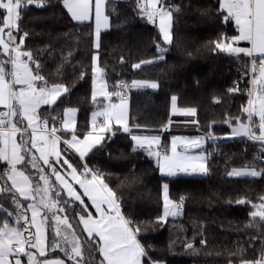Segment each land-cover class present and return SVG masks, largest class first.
I'll return each instance as SVG.
<instances>
[{"label":"snow or ice","instance_id":"6c2138e0","mask_svg":"<svg viewBox=\"0 0 264 264\" xmlns=\"http://www.w3.org/2000/svg\"><path fill=\"white\" fill-rule=\"evenodd\" d=\"M49 2L0 0V10L3 12L0 18V55L7 56V60H0V105L7 109L0 111V162L6 165L0 168V264H22L25 257L26 264H65V260L59 258L38 259V256L45 257L47 250L57 249L71 264H161L151 255L152 246L143 243L141 236L151 227L166 224L169 217L181 216L185 197L181 196L179 201L170 198L169 185L164 183L163 214L151 225L136 221L122 211L120 198L105 183L100 171L89 168L87 163H77L70 150H74L83 161L98 145L102 146V142L110 138L107 134L115 135L120 131L114 128V124H117L131 136L133 151L143 149L156 158L162 175L175 176L178 172L206 175L211 153L205 155L202 144L205 139L215 140L216 137L212 132L194 139L174 136L168 148L161 144L159 135L133 134L126 119L124 89H157L159 84L149 80H132L130 84L122 81L113 86V91H109L105 69L98 64V52L93 55L91 66V100L97 105L91 114V130L80 138L76 107H66L62 114H41L39 109L42 105L52 108L61 96L70 94L72 89L64 83L50 82L41 74L38 60L31 51L23 48L28 32L19 36V43L16 41L21 31L22 13L30 6L43 8ZM60 2L70 18L78 24L94 22V46L99 50L101 32L110 27V17L116 12L115 4L119 0ZM218 3L219 11L224 14V22L234 21L238 34L230 37L221 34L211 42L212 50L237 58L243 54L250 61L251 73V89L247 90L249 99L241 107L246 119L228 117L225 122L231 127V137H246L259 142L260 152L254 160L260 161L264 159V0H218ZM135 4L142 18L152 24L158 21L163 42L172 44L173 15L180 13L183 5L169 4L167 0H135ZM241 41L251 46H238ZM156 49L157 57L142 60L133 67L139 69L142 64L163 61L168 48L157 42ZM70 57L71 53L65 59ZM8 65L11 66L10 71ZM87 74V70L82 71L79 79H84ZM228 91L237 92L240 89L234 85ZM113 97L119 98L120 103L112 102ZM171 107L173 115H196L195 108L177 107L176 95L171 97ZM256 117L258 121L254 119ZM50 120L52 126L49 128ZM233 121L236 124L234 127ZM66 134H70V138ZM61 143L65 145L64 148L59 147ZM192 149H201V152L193 155L190 152ZM35 153H39V156ZM81 168L82 171L79 170ZM227 175L261 177L264 176V168L258 170L254 165L246 164L243 168H233ZM53 176L55 181L51 179ZM66 177H70L72 182ZM73 184L79 185L83 193H79ZM82 196L91 201L96 216L88 211ZM259 200V203L248 199L235 201L237 204H251L253 223L248 227H259L255 223L257 219L264 222V196ZM75 202H79V212L72 207ZM81 224L82 228L79 227ZM254 240L251 239L250 243H254ZM201 244H206V241L201 240ZM185 246L196 251L192 243ZM237 251L240 254L239 264H264V239H261L259 256L255 259H245L243 248Z\"/></svg>","mask_w":264,"mask_h":264},{"label":"trees","instance_id":"16d2710c","mask_svg":"<svg viewBox=\"0 0 264 264\" xmlns=\"http://www.w3.org/2000/svg\"><path fill=\"white\" fill-rule=\"evenodd\" d=\"M167 3L183 5L182 11L173 15L170 45L163 42L158 22L149 23L138 15L135 0H119L115 4L110 27L101 32L99 50L94 46L93 23L73 21L60 0H50L43 8L33 5L24 11L17 38L28 32L23 48L38 60L41 74L50 82L64 83L72 89L52 108L42 106L40 113L56 115L62 114L66 107H76L80 134L90 129L91 114L97 109L91 100L92 57L97 52L111 91L121 79L159 84L157 89H131L130 124L134 132H162L172 120L173 95L177 96L178 106L196 109L201 132H212L216 137L207 140L205 151L211 155L209 172L204 176L162 175L154 157L143 149L133 151L131 136L119 127L115 128L120 131L107 134L110 138L83 161L73 150L71 155L77 163H87L91 169L100 171L105 183L120 198L122 211L136 221L151 225L163 214L162 186L166 182L172 199L179 201L181 196L185 197L181 216L169 217L166 224L151 227L142 234V242L153 248L154 259L165 264H239L238 248L244 249L245 259H255L264 239V222L257 219L259 227H248L253 223L251 204L235 203L237 199L259 203L264 196V176L227 175L233 168L246 164L258 170L264 168V159L254 160L260 152L259 142L231 137V127L225 122L228 117L246 119L241 107L249 99V83L246 80L239 85L237 92L228 89L237 85L240 68L248 69L250 61L243 54L237 58L212 50L211 42L221 34L229 37L238 34L234 21L224 22L218 0H167ZM2 15L0 10V18ZM157 42L168 48L165 59L134 68V64L158 56ZM69 53L71 57L66 60ZM85 70L88 74L79 79ZM3 167L0 162V168ZM77 205L75 202L73 208L79 212ZM253 238L254 243H250ZM201 240L206 244H201ZM187 243H192L196 251L188 249ZM49 254L64 256L59 250Z\"/></svg>","mask_w":264,"mask_h":264},{"label":"crops","instance_id":"0c3cea01","mask_svg":"<svg viewBox=\"0 0 264 264\" xmlns=\"http://www.w3.org/2000/svg\"><path fill=\"white\" fill-rule=\"evenodd\" d=\"M173 20H174V16H173ZM158 22V21H157ZM172 27H173V24H172ZM171 33H172V28H171ZM246 46L250 47L251 45L250 44H247ZM97 54V53H95ZM98 64H99V61H98ZM32 66V65H31ZM100 66V65H99ZM11 70V66L9 65V71ZM106 80V79H105ZM151 81V80H149ZM107 82V81H106ZM153 82H157V81H153ZM108 84V83H107ZM18 87V86H17ZM109 88V87H108ZM112 102L114 103H117L119 104L120 103V99L117 98V97H113V100ZM105 103H108L107 101H105ZM124 105H125V108H126V119H127V123L129 125V127L132 129V132L133 134H137V135H159L160 138H161V144L164 145L165 147H168L170 148V144H171V140H172V137L174 136H178V137H187L189 139H194V138H197V137H200V136H206V134L202 133L201 132V129H200V126H199V122H198V119H197V111H196V115L195 116H184V115H179V114H176V115H173L172 116V120H171V124H168L162 132H154V133H146V132H134L133 131V128L130 124V100H127V99H124ZM44 106V105H42ZM41 106V107H42ZM2 108H4L2 105L0 106ZM40 107V109H41ZM177 107L179 108H185V107H180L177 105ZM192 108V107H191ZM40 109H39V112H40ZM78 119V111L76 113V121ZM98 119H102V118H98ZM192 121H196L197 123H192ZM25 124H26V121H25ZM52 126V123L49 121V128ZM59 126V125H58ZM115 127H119L122 129V127L120 125H117V124H114V128ZM91 130V127L88 131ZM31 130H29L30 132ZM79 133V131H78ZM59 134V133H58ZM80 134V133H79ZM68 135V138H70V134H66ZM80 138L82 139L83 138V134H80ZM17 140H19V135L17 136ZM207 140L208 139H205L203 144H202V150L204 152L205 155H208L205 151V147L207 145ZM62 144L61 143L59 145L60 148H62ZM35 152V150H33ZM74 151V150H73ZM75 152V151H74ZM191 154L195 155V154H199L201 152V149H192L190 150ZM36 156H39V153H35ZM154 159L156 160V158L154 157ZM157 162V161H156ZM3 163V162H2ZM40 164L46 168V166L43 165V162L40 161ZM6 167V165H5ZM59 167V166H57ZM64 168L66 169L67 166L65 165ZM70 171V170H69ZM61 174L63 175V171L61 172ZM178 175H200V176H204L205 174H199V173H194V174H188V173H183V172H178L177 175L175 176H178ZM69 179L70 182H72L70 180V177H66ZM89 179L91 178V176L88 177ZM51 179L53 181H55V177H51ZM167 183V182H166ZM168 184V183H167ZM169 185V184H168ZM73 186L77 189V191L79 193H83V189H81L79 187V185H76V184H73ZM66 194V193H65ZM169 195H170V191H169ZM171 198V196H170ZM82 199L84 200L85 204L88 205V211L91 212L94 216H96V212H95V209L91 206V201L87 198V197H84L82 196ZM79 203V202H78ZM51 252V251H50ZM49 252V253H50ZM50 254H48L46 257H48V259H52V260H55L57 258L59 259H64L65 260V264H67L66 262V259L64 258V256H49ZM26 258V257H25ZM25 258H23V261H22V264H25L26 263V260ZM39 258V257H38Z\"/></svg>","mask_w":264,"mask_h":264},{"label":"built area","instance_id":"2783aa9c","mask_svg":"<svg viewBox=\"0 0 264 264\" xmlns=\"http://www.w3.org/2000/svg\"><path fill=\"white\" fill-rule=\"evenodd\" d=\"M170 4H172V3H170ZM249 69L250 68H248V69L240 68V70H239L240 80L236 82V84L238 86L241 85L242 83H244L246 80L249 83V81L251 79V73H250ZM246 73H247V75H246ZM122 81H126V82H128L130 84V82L128 80H126V79H121L119 81V83L122 82ZM249 87H251V84L250 83H249ZM123 94H124V99L130 100L131 99V88L124 89V93ZM0 111H7V109L0 108ZM89 176H90V174H89ZM183 210H184V207H183Z\"/></svg>","mask_w":264,"mask_h":264},{"label":"rangeland","instance_id":"374dc122","mask_svg":"<svg viewBox=\"0 0 264 264\" xmlns=\"http://www.w3.org/2000/svg\"><path fill=\"white\" fill-rule=\"evenodd\" d=\"M93 23V27H94V22H92ZM17 41H19L18 40V38H17ZM16 41V42H17ZM246 41H241L240 43H239V45L238 46H240V47H248V46H246V44H242V43H245ZM17 43H19V42H17ZM248 43V42H247ZM0 52H2V49H0ZM2 58H3V60H7V56H2V55H0ZM30 67H32L31 65H30ZM249 68H250V66H249ZM131 83V82H130ZM19 87V86H18ZM132 89V88H131ZM249 89H251V87H249ZM108 90L109 91H111L109 88H108ZM130 101H131V99H130ZM1 106V105H0ZM0 108H2V107H0ZM78 111V110H77ZM258 117H256V118H254V119H256L257 121H258V119H257ZM234 126H236L235 124L234 125H232V127H234ZM258 134V133H257ZM72 207H73V205H72ZM65 214H67V213H61L60 215H65ZM31 215V213L29 214V216ZM57 250H59V249H57ZM33 251H35L34 249H33ZM51 250H47V252H46V256L49 254V252H50ZM38 255V254H37ZM39 257L38 259H40V260H44V259H48V257ZM65 259H66V262H67V264H71V261H68L67 260V258L66 257H64ZM27 258H25V260H26ZM63 259V258H62ZM26 264V263H25ZM161 264H165V263H163V262H161Z\"/></svg>","mask_w":264,"mask_h":264}]
</instances>
